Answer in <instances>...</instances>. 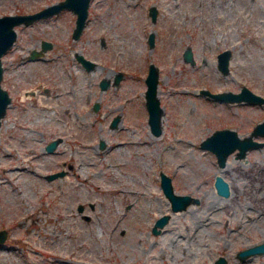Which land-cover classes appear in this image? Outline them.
<instances>
[{
	"label": "rangeland",
	"instance_id": "374dc122",
	"mask_svg": "<svg viewBox=\"0 0 264 264\" xmlns=\"http://www.w3.org/2000/svg\"><path fill=\"white\" fill-rule=\"evenodd\" d=\"M53 1L0 0V14ZM149 4L158 8L155 20ZM75 16L65 7L17 24L2 54L1 85L11 99L0 125V228L7 230L0 264H204L219 255L226 264H264V252L237 254L264 240V143L243 156L232 151L224 165L200 145L217 127L248 134L264 118V102L199 91L246 84L264 95V0H90L78 38L71 35ZM42 39L52 45L27 57ZM186 46L193 61L183 56ZM223 48L231 50L226 73L217 66ZM75 50L97 65L86 69ZM149 62L159 70L158 134L147 120ZM103 76L111 79L106 88L98 84ZM61 168L65 173L47 178ZM161 170L176 192L198 200L172 209ZM216 174L230 185L227 195L217 192ZM164 213L168 220L153 232Z\"/></svg>",
	"mask_w": 264,
	"mask_h": 264
},
{
	"label": "water",
	"instance_id": "95a60500",
	"mask_svg": "<svg viewBox=\"0 0 264 264\" xmlns=\"http://www.w3.org/2000/svg\"><path fill=\"white\" fill-rule=\"evenodd\" d=\"M90 0H57L43 5L42 7L25 12H8L0 14V124L2 117L5 114L7 103L10 101L11 96L8 90L1 85V78L3 72L2 54L13 44L16 39L17 31L15 26L19 23H30L34 20L51 15L58 12L62 8L69 7L75 13V23L72 28L71 35L73 38H78L87 18L88 5ZM148 12L152 20H155L158 13V8L155 4H149ZM147 41L150 46L154 44V31H150L147 36ZM104 43V40H101ZM52 45L50 40L42 39L39 48H32L29 53V58H35L40 56L48 47ZM76 59L86 68L91 69L97 65V61L86 56L82 51L75 50ZM231 50L229 48H223L217 53V66L226 73L229 71V57ZM183 56L186 60L193 61V51L191 46H186L183 50ZM122 76V72L118 71L112 78V82L116 84ZM159 70L154 62H149L147 73L144 77L146 82V88L144 90L145 104L148 110V123L153 133H160L161 115L163 108L160 104L159 97L157 95ZM111 83L109 77H101L98 84L101 88H106ZM200 92L207 94L218 100L224 101H247V102H264V95L252 90L248 85L241 84L238 90L222 89V90H210L207 87H201ZM100 106L99 100L93 102V108L97 109ZM121 115L119 113L114 114L110 120V126H116ZM264 135V118L258 120L250 132L245 135H240L235 127L222 126L213 129L209 134L203 137L200 141L202 147H206L212 150L219 165H224L227 155L235 150L236 156H243L246 150L250 147L259 146L264 143V140H259L254 135ZM61 139V136L51 138L46 144V150L52 151L55 149L57 143ZM104 141H100V146H103ZM65 173L64 169H57L46 174L47 178H54L56 176ZM160 185L170 200L172 209H181L187 206L191 201H197L198 198L190 194L189 192H176L173 188L171 176L165 171L161 170ZM214 185L217 192L227 195L230 191L227 180L221 175L216 174L214 177ZM79 210L83 209V204L80 202L77 205ZM84 217L88 218L89 214L84 213ZM169 214L164 213L159 215L153 222L151 227L153 232H158L161 226L168 220ZM7 235V230L4 227L0 228V243L4 241ZM255 252H264V240L256 242L254 244L240 248L237 252L240 258H244L248 254ZM204 264H226V259L223 255H219L214 262H206Z\"/></svg>",
	"mask_w": 264,
	"mask_h": 264
},
{
	"label": "bare ground",
	"instance_id": "6f19581e",
	"mask_svg": "<svg viewBox=\"0 0 264 264\" xmlns=\"http://www.w3.org/2000/svg\"><path fill=\"white\" fill-rule=\"evenodd\" d=\"M140 142H143V141H140ZM229 189H230V185H229ZM151 198V197H150ZM190 207H191V205H190ZM187 209H188V206H187ZM180 211V210H179ZM179 211H176V212H179ZM182 212H184V210L182 211ZM178 214V213H177ZM205 219V218H204ZM204 222V221H203ZM206 222V221H205ZM209 222V221H208ZM207 222V223H208ZM209 225V224H208ZM189 248V247H188ZM195 249H197V248H195ZM195 252H196V250H195ZM2 253V252H1Z\"/></svg>",
	"mask_w": 264,
	"mask_h": 264
},
{
	"label": "flooded vegetation",
	"instance_id": "af4514ba",
	"mask_svg": "<svg viewBox=\"0 0 264 264\" xmlns=\"http://www.w3.org/2000/svg\"><path fill=\"white\" fill-rule=\"evenodd\" d=\"M28 53H29V52H28ZM28 53H27V57H28ZM1 122H2V121H1ZM0 125H1V124H0ZM49 140H50V139H49ZM49 140H48V141H49ZM48 141H47V142H48ZM47 142H46V143H47ZM46 143H45V144H46ZM44 148H45V145H44ZM45 149H46V148H45ZM1 246H2V245H1Z\"/></svg>",
	"mask_w": 264,
	"mask_h": 264
}]
</instances>
